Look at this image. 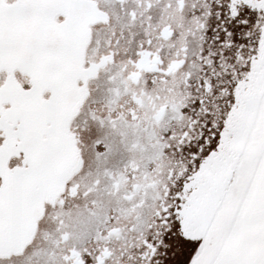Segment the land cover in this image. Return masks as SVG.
Returning a JSON list of instances; mask_svg holds the SVG:
<instances>
[{
    "label": "snow or ice",
    "instance_id": "6c2138e0",
    "mask_svg": "<svg viewBox=\"0 0 264 264\" xmlns=\"http://www.w3.org/2000/svg\"><path fill=\"white\" fill-rule=\"evenodd\" d=\"M0 264H264V0H0Z\"/></svg>",
    "mask_w": 264,
    "mask_h": 264
}]
</instances>
